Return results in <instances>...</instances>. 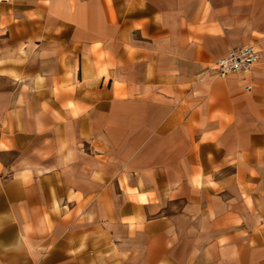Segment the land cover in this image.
I'll list each match as a JSON object with an SVG mask.
<instances>
[{"label":"crops","instance_id":"obj_1","mask_svg":"<svg viewBox=\"0 0 264 264\" xmlns=\"http://www.w3.org/2000/svg\"><path fill=\"white\" fill-rule=\"evenodd\" d=\"M0 264H264V0H0Z\"/></svg>","mask_w":264,"mask_h":264},{"label":"built area","instance_id":"obj_2","mask_svg":"<svg viewBox=\"0 0 264 264\" xmlns=\"http://www.w3.org/2000/svg\"><path fill=\"white\" fill-rule=\"evenodd\" d=\"M259 63V54L254 47L230 50L226 56L213 64V70L220 78L231 75H245ZM250 90V87L247 88Z\"/></svg>","mask_w":264,"mask_h":264}]
</instances>
